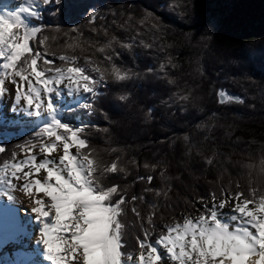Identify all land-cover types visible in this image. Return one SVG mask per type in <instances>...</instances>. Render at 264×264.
<instances>
[{"label":"trees","instance_id":"trees-1","mask_svg":"<svg viewBox=\"0 0 264 264\" xmlns=\"http://www.w3.org/2000/svg\"><path fill=\"white\" fill-rule=\"evenodd\" d=\"M56 7L54 3L44 7L43 19L32 20L49 26L39 34L40 39L48 38L45 45L32 43L49 59L52 54L78 57L77 63L89 73L92 66L85 60L91 59L108 77L91 110L66 112L63 119L108 128L87 130L95 158L102 164L117 162L128 175L109 174L102 183L119 185L129 200L133 195L145 197L135 205L140 217L131 210L132 204L125 206L121 217L126 252L137 256L138 238L143 239L144 228L151 231L150 205H157L155 240L163 226L197 217L202 205L212 202L211 192L221 198L222 190L231 195L255 189L257 199L264 194V0H63L60 7L65 11L59 14ZM93 10L106 18L97 24L106 25L107 35L91 31L88 14ZM129 16L130 28L112 24ZM74 26L81 36L71 31ZM113 36L133 43L131 50L112 44L120 54L114 63L134 73L127 81H115L111 65L89 44L103 45ZM140 40L152 47L139 45ZM161 64L166 65L164 72ZM56 66L63 62L57 59ZM221 89L243 102L225 97L220 103ZM181 95L189 99L180 101ZM21 128L0 124V135L10 134L0 140L6 149L0 153V165L19 151L17 144L35 139L36 130L23 133ZM145 162L159 168L146 170ZM161 171L167 180L160 177ZM148 175L155 177L151 184L137 180ZM145 188L167 190L168 195L156 196Z\"/></svg>","mask_w":264,"mask_h":264},{"label":"snow or ice","instance_id":"snow-or-ice-1","mask_svg":"<svg viewBox=\"0 0 264 264\" xmlns=\"http://www.w3.org/2000/svg\"><path fill=\"white\" fill-rule=\"evenodd\" d=\"M53 3L57 5V14L65 11L60 7L63 0H22L15 9L0 8V102L10 94L6 86V82H10L16 89L8 111L44 121L34 132L35 139L16 145L23 158L18 159L14 151L11 160L0 165V198L6 197L10 204H15L17 196L13 193L21 192L31 201L30 219L38 226L35 244L42 249L43 259L49 264H160L161 261L164 264L168 261L172 264H257L256 260L249 261L248 258L259 257L264 262V194L257 199L255 189L231 195L222 190L223 198L211 192L212 203L203 204L197 217H186L182 223L163 226L155 240L152 234L157 227L154 221L157 205H150L153 211L147 216V224L151 231L144 228L143 239L138 238V256L125 251L127 245L121 220L125 206L132 204L131 210L140 217L135 205L145 197L133 195L129 200L126 190L122 191L119 185L102 183L109 174L128 175L117 162L102 164L95 158L87 130L96 128L108 132V128L100 129L98 125L83 122L73 124L63 119L66 112L91 110L95 103L93 98L103 94L100 89L107 86L108 77L106 71L91 59H86L85 64L92 66L91 73L98 75H92L86 67L79 65L76 56L61 54L56 57L52 54L53 58L49 59L46 52L32 43L38 41L45 45L48 38L40 39L39 34L49 26L33 24L32 20H42L43 8ZM105 19L96 10L89 13L88 22L93 25L91 31L107 35L106 25L97 24L98 20ZM131 23V16L122 23L112 21L120 28H130ZM71 31L82 35L75 26ZM113 42L123 49L133 48V43L119 42L114 36L103 45L99 41L89 44L95 46L103 60L111 65L115 81H127L134 73L131 69L124 71L114 63L120 54L112 47ZM139 45L152 47L143 40ZM57 59L63 66H56ZM165 69L166 65L161 64L159 70L164 72ZM225 95L221 89V102ZM79 96H84L85 100L76 99ZM65 97L73 99L65 100ZM178 99L187 101L189 97L181 95ZM232 99L243 102L240 97ZM22 123L19 119H9L0 103V124L19 126ZM5 150L0 147V153ZM206 162L213 163L211 159ZM131 163L136 164V161ZM143 168L155 172L159 164L145 162ZM159 175L168 179L164 171ZM154 179L152 175L137 177L138 181L146 180L148 184ZM144 192L168 195L163 189L145 188ZM204 199L200 198L201 201ZM218 199L219 203H216ZM229 205L230 211L223 212ZM30 235L21 225L18 233L0 236V256Z\"/></svg>","mask_w":264,"mask_h":264},{"label":"bare ground","instance_id":"bare-ground-1","mask_svg":"<svg viewBox=\"0 0 264 264\" xmlns=\"http://www.w3.org/2000/svg\"><path fill=\"white\" fill-rule=\"evenodd\" d=\"M4 2H6V0H0V8H2L1 4ZM13 194L17 196V202L15 204H10L8 201H4L0 198V202H4L3 206H0V209H4L3 211H0V236H9L11 234L18 233L19 222H17V220H13L15 213L22 216L21 219H18V221H21L22 224H24V222L27 221L31 215L29 212V209L32 207L31 201H29L28 198L21 192H14ZM32 222L35 224L34 220ZM30 234V237L22 238V242L20 244L15 245L14 248H9L11 253L15 252L19 255L21 253L20 250H24L25 247L28 249L26 255H23L24 257L15 258L16 264H22L23 261H26L25 264H35L36 262L45 261L42 256V249L35 244L37 234L32 232H30ZM28 243H31V245H28ZM6 252L7 250H5L4 254H6ZM5 257H9V255H6ZM248 259L249 261L253 259L256 260L257 264L262 263L259 257H249Z\"/></svg>","mask_w":264,"mask_h":264},{"label":"rangeland","instance_id":"rangeland-1","mask_svg":"<svg viewBox=\"0 0 264 264\" xmlns=\"http://www.w3.org/2000/svg\"><path fill=\"white\" fill-rule=\"evenodd\" d=\"M18 3L20 5L22 3V0L18 1ZM6 86L9 89L10 94L8 96H6L5 99L2 102H0L3 105V110H4L5 115L9 119H19L20 121L23 122L22 125H20V126L24 127V129L23 128L20 129L19 132L25 133V132H29V130H37V127L38 126H42V124L44 122L43 120H40L39 118H35V117H27L23 113L13 114L10 111H8V109H10V107H11V105L13 103L16 86L13 85V84H11L10 82H6ZM84 98H85L84 96L76 97V99L80 100L81 102H83ZM70 99H73V98H71V97H65V100H70ZM78 123L79 122H76L75 124H78ZM10 126H13V125H10ZM9 136H10L9 133H5L4 132V133H2L0 135V140L2 138H7ZM71 151L72 152H75V149H72ZM53 156H56L58 158L57 154H53ZM17 157H18V159L19 158H23V154L20 152V150L17 152ZM39 159H43V156H39ZM2 199L4 201H7L6 200V197H2ZM3 203L0 202V206L1 207L3 206ZM216 203H219V200L216 201ZM230 207H231V205L226 206V208L223 210V212L228 213L230 211ZM249 207L251 208L252 205H250ZM17 217H18V219H21L22 218L21 215H19L18 213H15L13 220H17ZM32 221L33 220H31L30 217L27 219V221L24 222V224H22V222L19 221V228H20L21 225H23V226H25L29 230V232L36 233L37 234V228H38V226L36 224H34ZM28 245H31V243H28ZM20 251H21V253L19 252L20 253V255H19V254L15 253V252L14 253H11L10 250H9V248H8L6 254L0 256V264H12V263L13 264H16V259L15 258L16 257L22 258L23 255H26V253L28 252V249H27V247H25L24 250H20ZM6 255H9L10 258L9 257H5ZM137 256H138V254H137ZM25 262L26 261H23L22 264H25ZM35 264H49V263H47V261H40V262H36ZM160 264H164V262L161 261ZM167 264H172V262L171 261H168ZM260 264H264V262H262Z\"/></svg>","mask_w":264,"mask_h":264},{"label":"water","instance_id":"water-1","mask_svg":"<svg viewBox=\"0 0 264 264\" xmlns=\"http://www.w3.org/2000/svg\"><path fill=\"white\" fill-rule=\"evenodd\" d=\"M225 97H227V98H231L232 99V97H236L235 95H234V93H230V94H227L226 93V95H225ZM219 100H220V96H219ZM224 100H225V98H224ZM223 100V101H224ZM235 102L237 101V100H235V99H233ZM220 103H221V101H220Z\"/></svg>","mask_w":264,"mask_h":264}]
</instances>
